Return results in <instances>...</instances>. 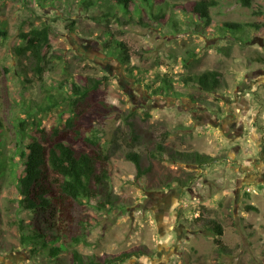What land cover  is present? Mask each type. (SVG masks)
Instances as JSON below:
<instances>
[{"label": "rangeland", "instance_id": "rangeland-1", "mask_svg": "<svg viewBox=\"0 0 264 264\" xmlns=\"http://www.w3.org/2000/svg\"><path fill=\"white\" fill-rule=\"evenodd\" d=\"M190 1L167 0L166 19L160 21L155 15L161 8L152 11L144 4L140 12H127L112 0H0V26L9 32L0 42L6 122L0 146V264H57L24 242L34 215L23 208L17 185L19 129L29 116L48 128L63 123L67 106L40 107L47 109L50 96L60 100L67 91L60 84L81 74L109 77L102 92L117 111L86 122L92 126L89 135L111 154L112 195L109 204L101 195L77 208L75 233L86 243L74 248L87 260L149 252L118 264H264V47L251 43L264 38V30L254 26L264 24V0H252L250 7L242 0H218L205 28L172 10ZM89 2L93 5H85ZM226 23L248 26L236 32ZM44 26L51 34L40 80L28 60L18 62L14 50L22 32ZM121 43L132 55L128 66L119 59ZM25 69L28 83L21 77ZM212 70L224 75L220 92L188 86L189 76ZM166 80L169 88L161 93ZM190 94L205 97L209 111L218 110L222 129L209 125L213 118L192 112ZM241 125L242 138H234ZM193 150L228 159L207 169L175 160L179 152ZM131 151L141 154L149 172L138 177L126 157ZM189 177H196L190 189L175 182ZM211 220L222 225L223 236ZM60 264H75L72 253Z\"/></svg>", "mask_w": 264, "mask_h": 264}, {"label": "trees", "instance_id": "trees-1", "mask_svg": "<svg viewBox=\"0 0 264 264\" xmlns=\"http://www.w3.org/2000/svg\"><path fill=\"white\" fill-rule=\"evenodd\" d=\"M115 4L122 6L127 12L136 8L140 12L139 4L148 6L152 11L156 7L161 12L155 15L160 21H165L164 8L168 7L167 0H112ZM245 6L250 7L252 0H242ZM87 6L93 3L85 4ZM219 5L218 0H194L183 4L173 5L172 10L180 11L185 17L190 15L202 23L203 28L212 24V9ZM161 14V15H160ZM227 28L241 32L245 26L238 23H226ZM264 30L263 25H254ZM51 29L49 26L43 28L35 27L28 32L20 34L21 43L15 48L14 54L18 62L25 60L30 62V69L40 80L43 78L47 66L46 49L50 47ZM9 38V32L0 26V42ZM131 52L126 44L121 43L120 61L128 66L131 62ZM28 69L21 73L23 83L30 82ZM189 82L199 85L204 91L217 92L224 87V75L217 70L206 71L202 74L189 76ZM109 77H93L90 75H78L73 80L65 79L60 85L66 93L57 100L55 96L48 97L47 109L52 110L59 106H67L62 112L63 123L48 128L43 122L30 119L22 120L19 129V150L17 151L21 160V170L17 177V185L22 199L23 208L34 215L31 222V232L24 239L25 243L34 245L33 252H45L50 261L60 264L62 257L72 253L75 264H118L124 262L128 257L149 254L147 251L138 253L125 252L119 256L106 258L92 257L87 260L75 245L86 243V237L75 233V212L84 202L103 195L111 203V176L112 158L104 146L98 141L97 136L91 137L92 126L86 122L90 118L99 120L105 114L117 111V107L110 102L102 88L108 85ZM149 88V86H148ZM151 88V87H150ZM168 81L158 90L162 93L168 90ZM156 90L155 92H157ZM30 126V127H29ZM29 129H26L28 128ZM6 130L4 118V105L0 98V146L3 144L2 136ZM89 143L94 145L90 149ZM158 150L166 152L163 144L158 145ZM128 160L132 161L137 170L138 177L149 172L150 167L143 169L142 156L140 153L131 151L126 154ZM175 160L182 162H194L203 165L210 162V156L199 152H179ZM181 186L186 182L176 179ZM106 205L101 207L105 209ZM253 209L254 207H247ZM82 222V221H80ZM218 236H223V227L215 220L208 221ZM222 246L221 240H217Z\"/></svg>", "mask_w": 264, "mask_h": 264}, {"label": "flooded vegetation", "instance_id": "flooded-vegetation-1", "mask_svg": "<svg viewBox=\"0 0 264 264\" xmlns=\"http://www.w3.org/2000/svg\"><path fill=\"white\" fill-rule=\"evenodd\" d=\"M188 86H195V87H197L201 92H204V93H209V94H216V93H218V92H220L222 89H220V90H218L217 92H207V91H204L199 85H197V84H195V83H193V82H190V84H188ZM225 86V85H224ZM190 97H191V101L193 102V104H192V112L193 113H198L199 112V114H201L202 115V118H206V119H208V118H210V119H212L213 118V120H214V122H215V124H209V125H211V126H216V127H221V129H222V127L224 126V125H221L220 124V126L218 125L217 126V123L218 122H221V120H222V118H220L219 117V113H218V110L216 109L214 112H212V111H209V108H207V107H203V102L204 101H206L207 99L205 98V97H195L194 95H192V94H190L189 95ZM255 122V125H257L258 126V124H259V116H257V118H256V120L254 121ZM237 125V122H235L234 123V125H233V127L234 126H236ZM208 127V126H207ZM264 128V125H261V127H260V129L262 130ZM237 130H238V132H236L235 133V136H234V138H242V136H243V125H241V127H237ZM239 132H241V134L239 133ZM262 137V141L261 142H264V135H262L261 136ZM236 146V145H235ZM236 150H237V152H236V155L235 156H239L240 154H241V148H240V146L237 148H235ZM185 152H199L200 154H202V155H206V156H210L211 158H212V160L210 161V162H207V163H205V164H203V165H200V164H198V163H194V162H187V163H189V164H193V165H195V166H197V167H199L200 169H207V168H210V167H213L214 165H217V164H220V161H222V160H225V159H228L227 157L226 158H223V157H220V158H218L217 156H215L214 154H212V153H202V152H200V151H198V150H193V151H184V152H182V153H185ZM262 154H264V148L262 149V151H261V155ZM254 158H249V160H247L248 161V163L250 162V161H252ZM232 164H235V163H232ZM231 164V165H232ZM240 168H246V166L245 167H240ZM195 178L196 177H189L186 181H184V182H186V185L185 186H181L179 183H177L178 185H180L181 187H184V188H189L190 186H191V184L194 182V180H195ZM190 189V188H189Z\"/></svg>", "mask_w": 264, "mask_h": 264}, {"label": "water", "instance_id": "water-1", "mask_svg": "<svg viewBox=\"0 0 264 264\" xmlns=\"http://www.w3.org/2000/svg\"><path fill=\"white\" fill-rule=\"evenodd\" d=\"M251 43H252L253 45H255V44H259L261 47H264V38L256 37L255 39H253V40L251 41Z\"/></svg>", "mask_w": 264, "mask_h": 264}]
</instances>
